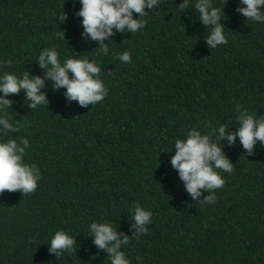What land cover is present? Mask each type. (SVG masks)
I'll use <instances>...</instances> for the list:
<instances>
[{
  "label": "trees",
  "instance_id": "16d2710c",
  "mask_svg": "<svg viewBox=\"0 0 264 264\" xmlns=\"http://www.w3.org/2000/svg\"><path fill=\"white\" fill-rule=\"evenodd\" d=\"M183 2L159 0L146 9V26L117 32L104 55L82 37L78 0H0V76L43 77L39 54L54 48L61 63L95 60L108 89L87 108L69 102L66 89L54 91L52 81L42 89L49 106L32 110L23 90L7 97L20 131H0V142L28 139L24 160L40 180L34 193L0 195V264H110L89 226L108 222L131 237L137 203L153 215L148 233L122 246L130 264H264V146L248 156L239 137L223 142L235 168L217 170L226 183L212 205L194 201L171 164L175 141L193 128L209 134L227 123L236 131L237 104L264 116V23L238 13L240 0H212L228 43L210 49L211 29L199 21L195 0L180 9ZM124 52L131 63L118 59ZM58 230L77 243L59 258L49 252Z\"/></svg>",
  "mask_w": 264,
  "mask_h": 264
},
{
  "label": "clouds",
  "instance_id": "9594fccd",
  "mask_svg": "<svg viewBox=\"0 0 264 264\" xmlns=\"http://www.w3.org/2000/svg\"><path fill=\"white\" fill-rule=\"evenodd\" d=\"M78 2L82 5L80 11L76 13L78 17H82L84 29L82 37L84 40L90 38L91 41L98 43L99 47L95 50L104 55L109 52L106 40H110L117 32L133 34L143 29L146 26L143 19L147 15L146 9L151 10L159 4V0H78ZM240 3L242 6L236 11L246 20L264 23V0H240ZM188 7L189 0H184L179 5L180 9ZM194 8L199 21L207 29H211L205 36L208 47L215 49L220 45H226L228 41L224 34L225 26L221 23V9L213 6L212 0H195ZM134 14H138L140 18L134 19ZM60 19L63 23L68 19L64 10ZM63 38L65 39V36ZM118 59L125 64L132 62L129 52L120 54ZM37 62L43 70V77L33 76L30 71H24L22 76L12 73L0 76V93H3L0 96V113H3L0 115V131L5 136L10 132L20 131L8 118V111L14 101L7 97L18 96L22 90L26 95L27 106L32 110L44 104L49 106L47 92L42 91L46 81H52V88L56 92L62 88L66 89L64 95L68 101H77L83 108L102 102L108 94V89L100 78L102 69L95 60L88 57L68 58L61 63L56 49L45 48L40 52ZM6 64L10 67L11 61H7ZM235 111L238 114L236 131L229 132L227 123L212 128L209 134H203L193 128L187 132L185 139L175 141L172 167L178 172L191 198L201 204H215L217 199L215 190L225 186L226 181L217 170L228 174L234 171L235 166L224 152V141L232 146L239 137V142L248 156L255 155L258 143L264 146V116L256 118L240 104L236 105ZM217 140L222 143H217ZM29 146V140L25 138H21L20 142L12 138L0 142V195L6 191L9 193L19 191L24 196L37 190L40 171L35 164L25 163L24 160ZM205 192L209 195L201 200L200 197ZM132 212V227L135 231L131 237L118 231L108 222L93 221L89 226L91 233L89 237L99 250L108 254L110 264H130L125 258V253L121 251L122 246L128 245L133 237L139 239L141 235L148 233L146 225L151 222L153 213L138 203L133 205ZM49 246V252L59 258L65 252L75 251L77 243L76 238L63 230H58L52 236Z\"/></svg>",
  "mask_w": 264,
  "mask_h": 264
}]
</instances>
